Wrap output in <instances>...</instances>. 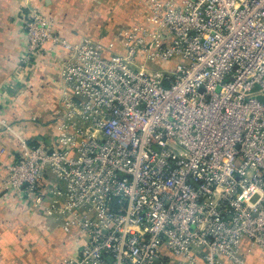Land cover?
<instances>
[{
	"label": "built area",
	"instance_id": "2783aa9c",
	"mask_svg": "<svg viewBox=\"0 0 264 264\" xmlns=\"http://www.w3.org/2000/svg\"><path fill=\"white\" fill-rule=\"evenodd\" d=\"M144 10L106 44L22 17L20 65H58L57 135L28 142L0 106L20 145L0 188L40 189L80 242L65 264H244L243 239L264 249V0Z\"/></svg>",
	"mask_w": 264,
	"mask_h": 264
},
{
	"label": "crops",
	"instance_id": "0c3cea01",
	"mask_svg": "<svg viewBox=\"0 0 264 264\" xmlns=\"http://www.w3.org/2000/svg\"><path fill=\"white\" fill-rule=\"evenodd\" d=\"M37 8L54 29L72 42L91 36L103 43L119 39L145 13L144 0H0V106L20 136L32 144L53 146L61 85L58 65L46 60L20 65L25 52L22 17ZM127 20V21H126ZM19 140L0 128V179L5 164L19 152ZM37 202L0 188V264H65L76 258L80 242ZM77 233V232H76ZM244 264H264V249L243 239ZM201 264V263H199Z\"/></svg>",
	"mask_w": 264,
	"mask_h": 264
},
{
	"label": "rangeland",
	"instance_id": "374dc122",
	"mask_svg": "<svg viewBox=\"0 0 264 264\" xmlns=\"http://www.w3.org/2000/svg\"><path fill=\"white\" fill-rule=\"evenodd\" d=\"M28 12V11H27ZM127 21V20H126Z\"/></svg>",
	"mask_w": 264,
	"mask_h": 264
}]
</instances>
